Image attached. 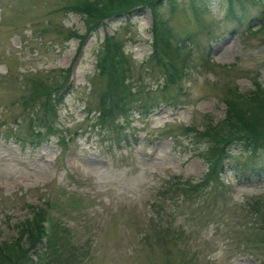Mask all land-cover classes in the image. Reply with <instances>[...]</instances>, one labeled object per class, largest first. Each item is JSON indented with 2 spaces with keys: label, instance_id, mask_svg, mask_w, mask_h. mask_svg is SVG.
<instances>
[{
  "label": "rangeland",
  "instance_id": "374dc122",
  "mask_svg": "<svg viewBox=\"0 0 264 264\" xmlns=\"http://www.w3.org/2000/svg\"><path fill=\"white\" fill-rule=\"evenodd\" d=\"M86 1L103 0H0V241L38 208L52 223L50 244L36 247L39 264L42 255L43 264H264V248L247 244L246 215L264 194V170L237 174L253 158L233 148L237 166L210 180L211 191L173 187L208 170L202 141L193 144L186 128L222 119L228 86H264V0H233L240 22L227 18L228 0L164 4L163 25L185 46L174 52L171 43L169 66L153 59L149 9L88 32ZM105 36L123 46L120 66L116 58L111 66ZM180 54L186 63L173 83L165 73L179 68ZM59 87L35 132L46 96L30 94ZM172 95L175 105L176 97L139 115L137 102ZM104 107L115 127L100 124ZM254 160L263 168L264 152Z\"/></svg>",
  "mask_w": 264,
  "mask_h": 264
},
{
  "label": "trees",
  "instance_id": "16d2710c",
  "mask_svg": "<svg viewBox=\"0 0 264 264\" xmlns=\"http://www.w3.org/2000/svg\"><path fill=\"white\" fill-rule=\"evenodd\" d=\"M175 2L176 0H103L101 3L86 1L82 8L83 12L86 14V19L88 21L87 24L89 23L90 26L88 32L96 29L99 24H104L105 20L117 17L129 18L133 12H141L144 9H149L152 14L151 33L153 59L157 60L158 65L163 64L169 66L170 63L167 58L172 53L170 50L172 46L171 43L174 42V45L176 46L175 48L173 47L174 52H180L185 46L180 45L173 40V35L171 32L169 33L163 25L164 21L160 9L167 3L174 6ZM228 4L226 13L227 18L240 22L233 0H228ZM193 10L196 11V7ZM263 28L264 20L262 26L258 29L262 30ZM248 31H251V29L248 28ZM83 37L86 38V36ZM112 37L113 36H105V42L111 45L112 47L110 48L113 50L109 55L111 66L113 67L114 64L116 65L114 58L117 59L118 66H120L121 61L125 58L124 48L112 41ZM82 41H84V39ZM80 43L83 44V42ZM107 51H109L108 48ZM186 56L183 57L180 54L179 68H177V70H173L172 67L166 69L165 74L167 76L172 75L173 83L176 81L179 83L181 67L186 63ZM102 59L104 60L105 57L100 58V60ZM98 66L101 70H104L105 66L103 62L98 63ZM119 79L123 80L124 75H121ZM166 79L168 82V78L166 77L159 79L161 87L165 84ZM112 83H115V79L112 80ZM252 84L254 86L253 89L244 92L239 91L235 85L233 88L229 86L226 88V91H228L227 94H225L226 99L224 100L226 110L222 119L215 122H213L212 119H208L204 128L201 130L196 127L186 128V132L189 131L193 133L191 134L193 144L202 141L204 148L198 152V155L205 160L208 165V170L197 182L187 181L183 184L178 182L175 183L173 187H176L177 189L181 188L180 186H183V189L177 191L178 193L198 195L202 191H211L210 180H213L215 177H219L220 179V176L226 171V168L229 165L233 168H235L234 166H237L234 164L233 160L235 157V154L232 153L233 148L238 149L241 155L243 154L250 159L253 158V160L258 157V153L261 151L264 152V86L257 80H252ZM60 89L61 88L59 87L53 94L49 92V90L42 89V91H39L36 89V91L30 94L28 98L30 101L35 99L38 94H45L46 96L45 100H42L43 102L39 105V109L42 108L41 118L38 116L36 117L39 124L37 125L38 128L37 130L35 129V132H39L42 126L43 128L45 127V119L49 121V117L46 115L49 110H52V104L54 101L56 99L58 101L61 98L60 94L63 93V91H60ZM172 96L173 97L166 99L164 102H152L150 104L146 101L137 102V107H144L143 113H139V115H148L157 108L158 105L169 103L172 98L175 99L176 97L177 100H173L172 102V105H175L174 103L176 101L179 102V96L178 98L175 95ZM104 109L105 110H101L100 112L102 114L99 113L100 124L102 126L107 124L105 129L115 127L114 123L113 126L110 124L113 121L107 119L110 117V115H106L109 109L107 107H104ZM127 110L129 109L126 108V115H128ZM116 127H121L119 121L116 123ZM47 128L49 127L47 126ZM253 160L244 167L242 165L241 167L237 166V168H239L237 169V174L240 175L239 177H248L247 171L250 174L258 175L264 170V167H260L256 162H253ZM222 185H225V183H222ZM250 207L251 209L248 210L246 215L248 223L251 225L249 230L251 231L252 236L248 239L247 244L254 245L257 248H264V194L255 197ZM40 210H38V208L33 209L34 220L31 223L29 221L21 223L22 229L19 230L17 238L0 241V264H32L31 253L37 247L41 236L43 235L42 221L45 218H41L42 212ZM24 236L27 238V244L25 243V245L20 241ZM50 242L51 241H49L48 245ZM45 252H47V250ZM43 259L44 257L42 255V264Z\"/></svg>",
  "mask_w": 264,
  "mask_h": 264
},
{
  "label": "bare ground",
  "instance_id": "6f19581e",
  "mask_svg": "<svg viewBox=\"0 0 264 264\" xmlns=\"http://www.w3.org/2000/svg\"><path fill=\"white\" fill-rule=\"evenodd\" d=\"M218 48L220 47V53H225L226 51H228V50H231L232 49V45L229 43V44H227L226 46H217Z\"/></svg>",
  "mask_w": 264,
  "mask_h": 264
}]
</instances>
